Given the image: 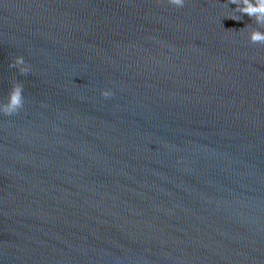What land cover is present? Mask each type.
I'll return each mask as SVG.
<instances>
[{"label":"water","instance_id":"water-1","mask_svg":"<svg viewBox=\"0 0 264 264\" xmlns=\"http://www.w3.org/2000/svg\"><path fill=\"white\" fill-rule=\"evenodd\" d=\"M229 7L0 0V264H264V44Z\"/></svg>","mask_w":264,"mask_h":264},{"label":"clouds","instance_id":"clouds-1","mask_svg":"<svg viewBox=\"0 0 264 264\" xmlns=\"http://www.w3.org/2000/svg\"><path fill=\"white\" fill-rule=\"evenodd\" d=\"M167 2L176 8H182L186 0H167ZM229 2L235 4L236 8L231 9L229 7L231 15L227 16V18L241 21L243 15L246 14L256 25L248 33L250 42L252 44H264V0H229ZM10 67L17 69L19 74L24 76L32 71L31 66L26 63L23 56H17L10 64ZM102 95L105 98H109L113 95V92L110 89L104 90ZM24 104V86L22 83L15 82L6 102L0 101V114L12 116L18 113L24 107Z\"/></svg>","mask_w":264,"mask_h":264}]
</instances>
